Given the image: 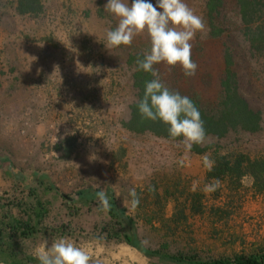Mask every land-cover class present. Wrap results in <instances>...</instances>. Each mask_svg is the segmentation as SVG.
Segmentation results:
<instances>
[{"label":"rangeland","instance_id":"rangeland-1","mask_svg":"<svg viewBox=\"0 0 264 264\" xmlns=\"http://www.w3.org/2000/svg\"><path fill=\"white\" fill-rule=\"evenodd\" d=\"M185 1L207 28L204 38L198 33L191 41L198 67L187 78L178 66L155 65L162 82L213 104L232 51L241 90L264 118V57L249 51L235 0H226L221 35L209 18L207 0ZM106 4L42 0L41 12L21 14L17 0H0V226L30 214L42 231L26 238L6 230L11 247L0 253V263L39 264L43 240L50 246L66 237L87 250L90 264H169L102 238L105 215L93 205L88 210L90 203L76 194L103 185L136 218L139 236L151 248L202 260L264 253V190L251 177L237 189L222 183L206 193L211 181L202 157L210 153H186L178 141L122 125L137 98L136 61L150 50V42L143 34L130 46L107 49L106 32L117 23ZM230 148L264 158V128ZM41 182H54L60 194ZM32 188L40 192L41 209L29 196ZM131 189L139 198L134 211L128 204ZM194 195L201 199V212L180 216L177 210L189 206ZM72 200L80 208L77 214L69 211ZM45 227L60 232L44 234Z\"/></svg>","mask_w":264,"mask_h":264},{"label":"trees","instance_id":"trees-1","mask_svg":"<svg viewBox=\"0 0 264 264\" xmlns=\"http://www.w3.org/2000/svg\"><path fill=\"white\" fill-rule=\"evenodd\" d=\"M99 2L100 5H103V0H99ZM225 5L226 0H207L209 18L215 22L214 30H218L219 35L225 32L223 22L220 21V18L224 21L227 20V17L223 15ZM235 5L238 9V18L244 26L243 35L249 51L252 55L264 57V0H235ZM42 8V0H17V10L21 14H38ZM139 59H143V57H139ZM234 65L233 52L230 51L227 68L221 80V94L215 103H204L199 97L187 96L198 108L207 135L206 143L193 145L191 152L195 154L210 153L211 159L215 161L214 168L210 172L206 170L207 180L216 179L220 181V184L230 183L234 189H237L245 177H251L256 188L262 191L264 190V158L251 157L238 149L230 148L232 144L248 139L262 132L264 128L262 112L251 103L241 90L240 76L234 69ZM151 79H153L151 74L145 73L143 70H139L136 74L137 98L130 107L129 118L122 122V125L135 133H150L156 137L171 140L166 126L159 121L142 119L138 111V101L143 98L146 82ZM223 141H225L224 144H222ZM222 145L228 149H223L225 147ZM40 184L45 183L41 182ZM45 185L48 190L60 194V189L54 182ZM100 190L106 192L111 204V209L107 213L99 210L100 205L96 193ZM39 194L40 192L36 188L29 191V196L37 200L40 204L37 208L41 209L43 203ZM76 195L82 202L90 203L88 210H92L93 205L100 214L105 215L106 219L99 227L103 239L122 241L146 257H157L169 264H264V253L234 254L202 260L196 255L183 251L170 252L166 247L151 248L145 245L139 236L136 218L119 203L116 193L109 185L86 189ZM201 207V199L196 200V195H194L190 205L177 210V212L180 216L187 210L192 213H200ZM68 208L72 214H77L80 211L74 200ZM34 219L30 214L27 215L25 221L11 217L4 227L0 226V253L11 247L6 241L4 234L6 230L9 236L19 234L26 238L40 234L42 231L39 228V223H35ZM44 230V234L60 232V229L57 228L48 229L45 227Z\"/></svg>","mask_w":264,"mask_h":264},{"label":"clouds","instance_id":"clouds-1","mask_svg":"<svg viewBox=\"0 0 264 264\" xmlns=\"http://www.w3.org/2000/svg\"><path fill=\"white\" fill-rule=\"evenodd\" d=\"M105 11L118 21L114 29L106 32L107 49L130 46L135 37L143 34L149 39L150 50L143 59L136 61L137 71L143 70L153 77L146 82L143 98L138 101L142 119L159 121L166 126L170 139L178 140L186 153L193 145H204L207 135L198 108L189 97L170 90L154 67L159 64L168 68L178 66L185 77H193L198 65L192 60L191 41L198 33L202 34L201 38L207 35L203 18L195 14L184 0H157L155 5L150 0H132L131 5L128 0H108ZM180 163L183 164L184 160ZM202 163L209 172L215 166L208 154L202 157ZM219 186L220 181L214 179L204 186L203 191L211 193ZM128 195L130 210L134 211L139 198L135 189L129 190ZM96 196L99 210L110 211L106 192L100 190ZM36 256L39 264H90L91 261L87 250L66 237L55 239L50 246L46 239L43 240Z\"/></svg>","mask_w":264,"mask_h":264},{"label":"crops","instance_id":"crops-1","mask_svg":"<svg viewBox=\"0 0 264 264\" xmlns=\"http://www.w3.org/2000/svg\"><path fill=\"white\" fill-rule=\"evenodd\" d=\"M105 2V0H103V3ZM150 2L152 3V4H154L155 5V0H150ZM199 2L201 3L202 2V0H199ZM106 3H107V0H106ZM128 3H129V5H131V3H132V0H128ZM185 3H187V1H185ZM116 20V19H115ZM116 23H118V21L116 20Z\"/></svg>","mask_w":264,"mask_h":264}]
</instances>
